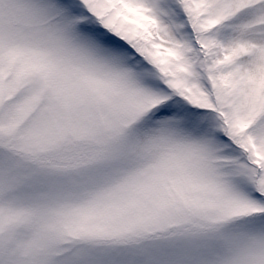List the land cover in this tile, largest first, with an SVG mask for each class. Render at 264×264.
Masks as SVG:
<instances>
[{
    "label": "snow or ice",
    "instance_id": "1",
    "mask_svg": "<svg viewBox=\"0 0 264 264\" xmlns=\"http://www.w3.org/2000/svg\"><path fill=\"white\" fill-rule=\"evenodd\" d=\"M0 264H264V0H0Z\"/></svg>",
    "mask_w": 264,
    "mask_h": 264
}]
</instances>
